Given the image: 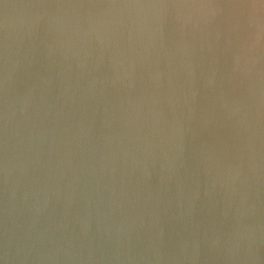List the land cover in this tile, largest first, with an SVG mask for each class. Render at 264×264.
Instances as JSON below:
<instances>
[{
	"label": "clouds",
	"instance_id": "1",
	"mask_svg": "<svg viewBox=\"0 0 264 264\" xmlns=\"http://www.w3.org/2000/svg\"><path fill=\"white\" fill-rule=\"evenodd\" d=\"M0 264H264V0H0Z\"/></svg>",
	"mask_w": 264,
	"mask_h": 264
}]
</instances>
